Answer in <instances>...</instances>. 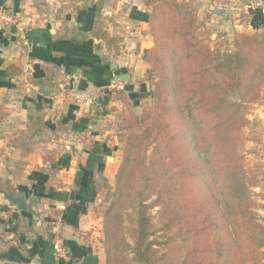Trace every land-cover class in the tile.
Returning a JSON list of instances; mask_svg holds the SVG:
<instances>
[{
    "label": "trees",
    "instance_id": "obj_1",
    "mask_svg": "<svg viewBox=\"0 0 264 264\" xmlns=\"http://www.w3.org/2000/svg\"><path fill=\"white\" fill-rule=\"evenodd\" d=\"M145 4L152 102L141 116L132 113L106 193V264H263L264 225L250 202L244 148L249 105L264 101V31L238 33L234 49L222 52L199 36L188 3ZM94 35L109 49L120 46L100 27ZM126 90L135 101L133 88ZM182 238L190 239L184 252Z\"/></svg>",
    "mask_w": 264,
    "mask_h": 264
},
{
    "label": "crops",
    "instance_id": "obj_2",
    "mask_svg": "<svg viewBox=\"0 0 264 264\" xmlns=\"http://www.w3.org/2000/svg\"><path fill=\"white\" fill-rule=\"evenodd\" d=\"M0 8L27 28L25 41L14 29L0 31V264H106L94 206L99 178L115 177L119 149L100 133V90L113 81L110 63L132 69V78L145 71L144 50L153 44L147 15L133 7L127 22L108 23L109 34L123 35L119 48L109 49L94 35L99 0H0ZM40 85L52 96L40 94ZM133 85L125 84L133 99L145 95L144 84L139 91ZM8 187L35 195L37 210L43 203L59 210L65 256L56 257L51 229L34 220L38 214L9 204L1 191ZM18 222L31 227L15 231Z\"/></svg>",
    "mask_w": 264,
    "mask_h": 264
},
{
    "label": "rangeland",
    "instance_id": "obj_3",
    "mask_svg": "<svg viewBox=\"0 0 264 264\" xmlns=\"http://www.w3.org/2000/svg\"><path fill=\"white\" fill-rule=\"evenodd\" d=\"M179 1L188 3L195 10L197 20V33L199 34V36L206 40V42L210 44L212 48L219 49L222 52H227L234 49V40L236 34L264 31V23H262V20L264 21V0ZM138 6H140L141 8H139ZM133 7L144 11L148 19L149 7L145 4V0H103V2L100 3V28L107 31L105 28H107L108 23L119 26L120 24L127 22L128 20H130L129 16L132 12ZM258 13L261 15H259ZM255 16H258V18H256ZM230 25L232 26L231 31ZM149 31L151 34L150 26ZM114 35L121 38L120 43L123 42L122 34ZM148 68L149 64L147 63L145 71H141V74L139 76L132 78L131 82L134 83V90H141L140 88L142 84H144L146 87L145 90H142L145 95H142L141 98H136L138 99V101L136 102L129 97V91H127L125 87L123 89H119L109 86L106 89L100 90V133H104V140L106 142H109L110 144H113V142L117 143L119 149V165L123 156V136L127 132L128 126H130L132 124V121L134 120L132 118V113H135L138 117L141 116L144 108L149 107L152 102L151 91L153 87L151 79L147 72ZM130 70L132 71V73H134L132 69H129V72ZM112 79H114V76L112 77ZM120 91H123L127 96L126 101L121 99ZM263 106L264 101L249 105V112L247 116L251 122L250 126L245 128V134L248 140L244 148V153L246 156L245 169L247 171L248 182L250 185V202L254 207V212H256L259 222L264 225ZM96 115L97 114H94V117H96ZM253 138L257 139V143L253 144L251 142L253 141ZM43 148V151H49L47 147ZM117 171L115 172V177L112 182H109L107 178H99V196L97 199V203L94 206V212L96 214V217L98 218L97 220L99 225L101 224V230L103 232L102 245L104 249V210L105 206L110 203V199L107 198L106 193L109 190H112L113 186L115 185ZM38 208H41L37 213H35L38 214V219L34 220H36L37 223L40 222L42 229L48 232L52 228L51 226L53 224L52 222L54 221V216L59 214V210L56 209L55 206L46 205L45 203H43V206L41 205V207ZM159 210V207H155L151 210V214L153 215V221L155 222V224L159 219ZM16 226L17 229L14 230L20 232L24 231L25 229L29 230L31 227L29 224L25 225L21 222L16 223ZM5 231L6 228H2V226L0 225V234H3ZM157 236L158 240H163L162 232H159ZM189 244V238L178 239V246L182 249L183 252L189 247ZM261 252L263 255L264 264V247L261 248Z\"/></svg>",
    "mask_w": 264,
    "mask_h": 264
},
{
    "label": "built area",
    "instance_id": "obj_4",
    "mask_svg": "<svg viewBox=\"0 0 264 264\" xmlns=\"http://www.w3.org/2000/svg\"><path fill=\"white\" fill-rule=\"evenodd\" d=\"M7 29H14L18 38H20L23 41L26 40L27 37L26 26L18 20L15 14L9 12L8 10H6V8L5 9L0 8V31H5ZM110 87L123 89L125 87V84L123 82L113 79L112 83L110 84ZM61 221L62 220L60 214L54 216V221L51 228V234H52L51 240L57 258H62L68 252L67 246L62 236Z\"/></svg>",
    "mask_w": 264,
    "mask_h": 264
},
{
    "label": "water",
    "instance_id": "obj_5",
    "mask_svg": "<svg viewBox=\"0 0 264 264\" xmlns=\"http://www.w3.org/2000/svg\"><path fill=\"white\" fill-rule=\"evenodd\" d=\"M100 3L103 2V0H99ZM231 25H230V31H231ZM99 54L103 56V51H99ZM110 69L113 71V76L114 79L126 84H130L132 81V77L126 73L123 72L118 64L116 63H110ZM38 91L40 94L43 96L51 97L52 96V91L50 88L40 85L38 88ZM4 193V197L6 200H8L9 204L11 206H15L18 211H28L32 213H37L38 210L35 206L36 200H35V195L30 196L28 199L25 198L23 195H16L15 192L8 187L6 190H1Z\"/></svg>",
    "mask_w": 264,
    "mask_h": 264
}]
</instances>
